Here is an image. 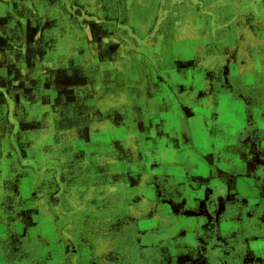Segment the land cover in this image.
<instances>
[{"label": "rangeland", "instance_id": "1", "mask_svg": "<svg viewBox=\"0 0 264 264\" xmlns=\"http://www.w3.org/2000/svg\"><path fill=\"white\" fill-rule=\"evenodd\" d=\"M220 93L246 174L262 181L264 0H0V246L12 264H264V190L211 189L208 223L175 249L163 238L189 207L165 170L186 146L160 132L166 161L129 193L139 164L115 163L146 153L176 101L217 107Z\"/></svg>", "mask_w": 264, "mask_h": 264}, {"label": "crops", "instance_id": "2", "mask_svg": "<svg viewBox=\"0 0 264 264\" xmlns=\"http://www.w3.org/2000/svg\"><path fill=\"white\" fill-rule=\"evenodd\" d=\"M149 82L152 81L149 80ZM164 94L168 95L166 93L162 95ZM173 95L170 93L169 97L174 98ZM229 97V94L220 93L217 95V107L196 106L191 111H185L176 101L171 108L172 113L170 112L168 117L161 120L158 134L150 133L146 137V153L130 158L132 163L139 165L130 172V176L122 184L127 193L130 189L141 190L148 186L151 179L147 181L143 178L142 169L147 167V170H151L152 165L166 161L163 156L166 153L153 151L158 147L156 138L161 135L160 132L165 136L166 143L174 142L175 139L178 146L184 145L187 148V152L178 149L177 156L172 159V164L166 163L165 170L169 183L181 184L184 189V203H188L189 207L187 210L181 209V213L174 215L173 231L163 238L164 242L169 241L170 246L175 249L185 248L188 244L187 239L208 223V215L200 210L199 204L207 197L211 189L231 192L232 185L246 197L264 190V180L247 176L242 165L241 151L243 149L239 148L240 145L237 146L234 134L235 123L231 121L228 114L231 109ZM165 108L166 104L161 102L156 109L162 112ZM187 153L189 156L186 155ZM119 160L127 162L124 158ZM154 223L147 218L140 220V225L143 227H151ZM50 249H54L58 259L64 258V250L59 246ZM0 264H12L6 247L0 246Z\"/></svg>", "mask_w": 264, "mask_h": 264}, {"label": "flooded vegetation", "instance_id": "3", "mask_svg": "<svg viewBox=\"0 0 264 264\" xmlns=\"http://www.w3.org/2000/svg\"><path fill=\"white\" fill-rule=\"evenodd\" d=\"M149 82V81H148ZM232 121V120H231ZM233 122V121H232ZM234 123V122H233ZM235 134V133H234ZM129 160H130V158H129ZM129 160H127V161H129ZM131 161V160H130ZM116 162H119V163H122V162H125V161H120L119 159L118 160H116L115 161V163ZM115 167L113 166L112 168H111V171L114 169ZM128 176H129V173L127 174ZM248 176V175H247ZM249 177H251V176H249ZM253 178V177H252ZM262 180H264V179H262ZM145 218H147V219H149V217H144L143 219H145ZM141 220H142V218H141ZM149 220H153V219H149ZM171 247V246H170Z\"/></svg>", "mask_w": 264, "mask_h": 264}]
</instances>
